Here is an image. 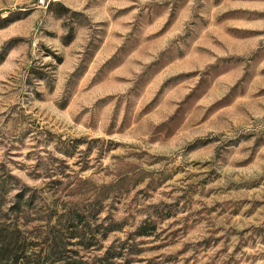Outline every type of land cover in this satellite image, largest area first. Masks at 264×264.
I'll return each mask as SVG.
<instances>
[{
  "label": "rangeland",
  "instance_id": "rangeland-1",
  "mask_svg": "<svg viewBox=\"0 0 264 264\" xmlns=\"http://www.w3.org/2000/svg\"><path fill=\"white\" fill-rule=\"evenodd\" d=\"M36 1L0 7L1 207L79 211L86 264H264V0Z\"/></svg>",
  "mask_w": 264,
  "mask_h": 264
},
{
  "label": "trees",
  "instance_id": "trees-1",
  "mask_svg": "<svg viewBox=\"0 0 264 264\" xmlns=\"http://www.w3.org/2000/svg\"><path fill=\"white\" fill-rule=\"evenodd\" d=\"M33 196L18 193L7 210L0 202V264H86L68 248V239L77 232L66 234L64 229L66 223L78 220L79 211L63 212L54 224L48 215L31 218L37 213L30 211ZM103 260L94 264H104Z\"/></svg>",
  "mask_w": 264,
  "mask_h": 264
},
{
  "label": "crops",
  "instance_id": "crops-1",
  "mask_svg": "<svg viewBox=\"0 0 264 264\" xmlns=\"http://www.w3.org/2000/svg\"><path fill=\"white\" fill-rule=\"evenodd\" d=\"M19 0H0V7H11L13 5H17Z\"/></svg>",
  "mask_w": 264,
  "mask_h": 264
},
{
  "label": "built area",
  "instance_id": "built-area-1",
  "mask_svg": "<svg viewBox=\"0 0 264 264\" xmlns=\"http://www.w3.org/2000/svg\"><path fill=\"white\" fill-rule=\"evenodd\" d=\"M56 0H37L36 6L41 8H47L51 2H54Z\"/></svg>",
  "mask_w": 264,
  "mask_h": 264
}]
</instances>
